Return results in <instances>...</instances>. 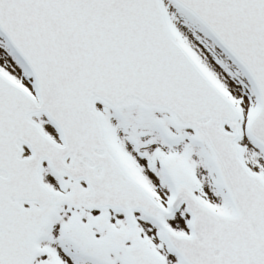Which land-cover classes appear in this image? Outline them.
<instances>
[{
	"label": "snow or ice",
	"instance_id": "obj_1",
	"mask_svg": "<svg viewBox=\"0 0 264 264\" xmlns=\"http://www.w3.org/2000/svg\"><path fill=\"white\" fill-rule=\"evenodd\" d=\"M0 264H264V0H0Z\"/></svg>",
	"mask_w": 264,
	"mask_h": 264
}]
</instances>
